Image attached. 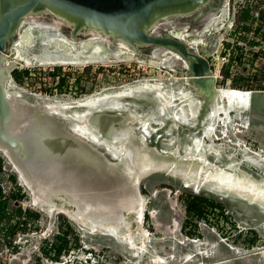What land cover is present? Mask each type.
<instances>
[{
  "label": "rangeland",
  "instance_id": "374dc122",
  "mask_svg": "<svg viewBox=\"0 0 264 264\" xmlns=\"http://www.w3.org/2000/svg\"><path fill=\"white\" fill-rule=\"evenodd\" d=\"M225 4L227 21L201 40L198 51L209 59L217 87L257 83L253 78L264 73V0H228ZM248 13L249 18L241 20ZM27 22L49 31L60 28L69 37L51 16L34 14ZM162 62L163 57L153 53L134 52L127 60L21 67L7 53L4 66L12 69L8 88L14 98L29 107H41L45 101H74L104 91L128 92L127 85L146 79L160 81L175 92L179 87L187 89L184 72L161 66ZM224 70L229 71V78ZM247 89L253 92L247 126L231 123L228 136L220 129L216 132L218 144L213 146L221 147L220 164L235 163L238 169L264 181V89ZM131 97L156 101L150 92L138 91ZM159 116L165 120L166 114ZM173 131L183 149L188 131L182 127ZM165 135V131H153L147 134V143L167 149L162 142ZM256 153L261 163L252 160L258 158ZM215 156L209 154L211 159ZM8 159L0 151V200L13 215L0 222V264H34L39 257L45 264H264V192L260 196L244 190L222 194L207 184L187 185L172 173H154L139 184L144 203L140 225L147 233L126 225L118 232L88 229L65 213L53 217L41 210ZM20 220L27 224H18L11 234V224ZM59 246L64 249L58 261L45 256V248Z\"/></svg>",
  "mask_w": 264,
  "mask_h": 264
},
{
  "label": "bare ground",
  "instance_id": "6f19581e",
  "mask_svg": "<svg viewBox=\"0 0 264 264\" xmlns=\"http://www.w3.org/2000/svg\"><path fill=\"white\" fill-rule=\"evenodd\" d=\"M224 1L227 2L228 0ZM34 14H38V12L31 10L23 17L19 28L24 27V29L19 31L18 28V40L11 46L10 52H7L21 67L26 64L104 63L114 59H132L134 56V50L123 42H113L110 34L104 30L95 28H89L88 32L80 30L76 34L78 39L76 40L72 36V31L75 30L74 25L65 22L68 24L65 26L64 21L57 19L58 22L56 23L58 24L56 25H62L60 27L67 30L66 32L69 34L67 37L63 35L60 28L49 31L43 29L44 27L39 24L27 22V18ZM227 17L226 13V20ZM36 21L38 20L35 19L34 22ZM35 27L39 30L35 31ZM53 31L57 32V36ZM200 43L202 42L199 41L198 44ZM154 63L159 64L158 62ZM171 70L176 71L177 69L171 68ZM185 76L188 88L179 87L177 92L174 91L173 87L170 88L160 81L146 79L127 85L128 92L114 91L116 93H113L112 91L110 93L111 91H104L74 101L53 100L43 102L47 104L48 110L52 109L53 112H58L55 114L58 117L70 118V125L66 129L62 121H59L61 119L54 115L57 117L56 129H63V132L68 130L76 140L78 138L84 140V144H90V148L96 152H94L96 156L90 159L85 156L82 164H79V157L76 158L77 162L74 163L76 167L83 165V167L91 169L92 172L96 173L97 171V174L100 175L109 170L112 174V188H115L117 181L119 184L121 181L127 184L125 195L120 199L115 197L110 201L113 204L111 205L113 209H116L112 215L118 214L120 216L123 212L124 215L130 214L134 218V212L137 214L136 211L140 208L137 205V200L142 204L143 198L139 189L132 188L131 181L133 184H138L139 187L142 178L154 173H172L188 185L201 186L207 184L210 189L222 194H228L233 190L249 191L258 196L263 194L264 181H258L245 171L238 169L235 163L220 164V159L223 156L221 147L217 145V151L213 146L214 143L218 144L216 132H219L220 129H223V136H228L227 131L231 123L247 126L249 110L251 109L250 90L217 87L215 82L217 76L214 71L207 77L206 81H197L186 74ZM138 91L152 93L156 98V103H152L150 100L132 98L131 95ZM114 97L118 98L113 100ZM17 107V113L22 120L24 119V124H30L33 112L28 113L29 110L23 106V108ZM64 108H67L68 111H63ZM159 113L166 114L169 120L166 121V117L165 120H162ZM232 119L239 121L234 123ZM181 127L188 131L186 133L188 141L185 142L183 149L178 145L177 136L174 135L173 131ZM30 128L31 125H29L28 130ZM153 131L156 133L165 131L167 133L166 138H162V142L169 148L160 150L157 146L147 143V134ZM67 134L69 133L67 132ZM99 144L108 148L110 153L116 157L112 158L105 153V148H101ZM0 151L5 153L2 148ZM49 153L50 151H47L41 161L53 160V163H58V165L50 167L47 172L58 179L63 162L58 157H55V160L54 158L49 159V157L51 158ZM210 153H215L214 159L209 157ZM256 155L258 158H252V160L255 163H261L260 155L258 153ZM6 158L8 157L6 156ZM15 170L17 171L16 168ZM44 173H46L45 170ZM21 181L30 189L23 179ZM228 190L230 191L227 193ZM99 191L101 190L99 189ZM85 192L88 195L93 194L91 190ZM95 197L97 202L102 201L101 197ZM35 200L41 210L51 215L48 204H43L37 198ZM51 207L52 209L55 208L56 213H65L73 221L88 229L98 227L105 231L118 232V230H107L106 227H101L103 225L100 223L97 225L95 219L90 218L88 220L85 219L86 216L84 215L78 216L81 206H77V204L66 207L63 204L55 203L54 205L51 204ZM118 209L121 212H118ZM142 218L139 216L135 220L141 221ZM110 224H115V222H107L108 226ZM113 227L115 226L113 225ZM132 230L147 233L140 223Z\"/></svg>",
  "mask_w": 264,
  "mask_h": 264
},
{
  "label": "water",
  "instance_id": "95a60500",
  "mask_svg": "<svg viewBox=\"0 0 264 264\" xmlns=\"http://www.w3.org/2000/svg\"><path fill=\"white\" fill-rule=\"evenodd\" d=\"M31 10L74 25L72 36L76 40L80 30L88 32L89 28L101 29L110 34L113 42H123L135 52L163 57L161 66L174 67L197 81H206L213 70L209 59L199 53L197 45L227 21L225 1L0 0V148L13 163L20 178L30 187L35 199L50 206L51 216L56 214L51 204L58 203L66 207L77 204L81 206L78 216L95 219L97 225L100 223L107 230H119L122 225L136 228L141 221L135 219L143 217V202L140 204L137 200L140 208L137 214L134 212V218L123 212L120 216L112 215L116 209H113L110 201L124 196L127 184L124 181L119 184L117 181L115 188H112V174L109 170L100 175L83 165H74L78 157L79 164H82L85 156L89 159L96 156L91 145L84 144L82 139L76 140L68 130L63 132V129H56L58 116L55 114L58 112L48 110L47 104L29 107L19 103L8 90L12 69L4 66V61L7 52L18 40L17 30L23 17ZM252 93L250 91V101ZM16 105L26 108L28 113H34L31 114L33 117L30 124H24ZM63 111L68 110L64 108ZM58 118L64 128L68 129L70 118ZM99 146L105 148L104 152L112 158L116 157L105 146ZM47 151H50L49 159L55 160L58 157L63 162L58 179L47 173L50 167L58 163H53V160L41 161ZM42 165L46 167H40ZM131 186L139 189L138 184L132 181ZM88 190L93 191V194L88 195L85 192ZM95 196L101 197L102 201L97 202ZM111 221L115 224L108 226L107 222Z\"/></svg>",
  "mask_w": 264,
  "mask_h": 264
},
{
  "label": "trees",
  "instance_id": "16d2710c",
  "mask_svg": "<svg viewBox=\"0 0 264 264\" xmlns=\"http://www.w3.org/2000/svg\"><path fill=\"white\" fill-rule=\"evenodd\" d=\"M248 18H249V13L247 15L242 16L241 17V20H245V19L247 20ZM17 74L18 73L16 72V75ZM224 76H225V78H229V71L227 72V71L224 70ZM240 79L241 80L242 79L243 80H246L247 79V81H249V78L242 77ZM253 79H255V82H257V83H253V84L246 83V84L241 85V86H239V85L237 86L236 84H233L234 87L233 86L232 87L233 88H239V89L246 88L245 90H249L247 88H251V89H264V73H262L261 78H259L258 76H255ZM233 82H234V80H233ZM5 210H6V202L4 200H0V222L3 220V218H5V216H8V219L9 220H11L12 217H13V215L8 214V212L5 211ZM18 211H19L18 212L19 215H22V209H21V207H18ZM20 223L27 224L26 221L23 222L21 220L18 223H16V224H11V226H10V228H11L10 233L11 234H13L15 232V228H17L18 227V224H20ZM63 249H64V246L52 247V249H49V250H46V248H45L43 250V252L45 253V256L51 258L52 260L58 261L61 258V256H62ZM34 264H45V263L43 262L42 258L39 257V258H37V260H36V262Z\"/></svg>",
  "mask_w": 264,
  "mask_h": 264
}]
</instances>
